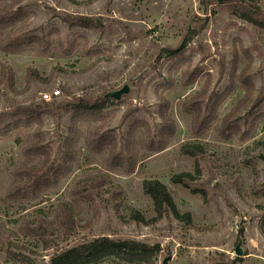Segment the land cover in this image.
<instances>
[{"label":"rangeland","instance_id":"obj_1","mask_svg":"<svg viewBox=\"0 0 264 264\" xmlns=\"http://www.w3.org/2000/svg\"><path fill=\"white\" fill-rule=\"evenodd\" d=\"M252 1L264 12V0ZM1 15H17L14 34L43 37L47 50L39 55L0 50V78L2 67L12 74L10 81L0 79V128L26 119L31 112L22 109L42 103L40 92L58 89L47 103H72L126 84L128 93L109 98L102 108L108 132L120 142L135 119L156 130L161 95L175 133L159 153L139 150L133 173L92 191L94 207L75 198L78 226L67 240L60 232L41 238L20 228L25 211L5 192L11 169L22 159L26 128L0 135V264H47L57 247L102 235L158 243L152 264L167 256L168 264H264V30L214 0H0ZM79 17L90 25L77 24ZM28 68L40 79L26 86ZM162 83L169 85L163 89ZM193 94L205 122L195 123L201 152L189 156L179 147L194 137L192 112L184 105ZM58 113L40 116L42 142L55 161L72 111ZM76 158L78 168L59 192L36 207L47 211L57 198L71 199L64 186L89 169L86 159L99 164L82 141ZM180 172L191 175L185 185L170 180ZM145 178L165 184L189 220L171 214L155 222L130 219L132 209L145 221L154 215L141 187ZM115 185L120 192L111 197L107 191ZM237 243L241 255L235 254Z\"/></svg>","mask_w":264,"mask_h":264},{"label":"trees","instance_id":"obj_2","mask_svg":"<svg viewBox=\"0 0 264 264\" xmlns=\"http://www.w3.org/2000/svg\"><path fill=\"white\" fill-rule=\"evenodd\" d=\"M214 2L233 7L238 17L264 30V12L252 0H214ZM16 17L17 15L0 16V50L11 54L30 51L39 55L45 52L47 50L45 38L37 35L19 37L14 34ZM77 24L90 25L88 19L82 17L77 18ZM175 53L176 49L170 52L171 55ZM0 79L10 81L12 74L2 67ZM33 79H40L38 72L33 68L26 69V86ZM165 85L168 86L169 83H162L161 88H167ZM194 94L184 103L185 108L192 112L191 127L194 137L183 142L179 147L181 153L189 156L201 152L199 143L195 142V123L205 122V117L198 112L199 107ZM158 96L160 98L157 110L160 119L158 128L154 130L145 120L135 119L126 128L120 142L106 128L102 108L109 97L104 94L91 101L81 98L75 99L72 103L43 101L34 108L22 109L31 112L26 119H19L1 127V136L9 134L13 129H19L20 126L26 128L27 139L20 148L22 159L11 169V181L5 192L7 199L16 201L19 210L25 211L20 228L41 238L60 232L63 240L69 239L78 226L74 217V207L77 205L75 198H86L92 204L93 198L90 196L92 191L97 192L118 175L125 176L134 172L140 161L139 150L150 154L163 151L175 133V124L167 112V102L163 101L161 95ZM215 108L216 102L211 105L210 114L215 112ZM58 110L64 112L70 110L72 113L61 143L60 160L55 161L51 159L49 150L42 142L40 116L42 113L59 114ZM18 133L17 131L16 134ZM81 141L89 154L98 158V166L90 159H86L89 169L83 171L71 185L63 188L72 195L71 199L57 198L47 211L36 207L50 200L51 195H56L63 187L64 181L78 168L76 157L78 144ZM190 177L189 173L180 172L172 175L170 180L185 185ZM141 187L152 201L154 215L149 221H145L137 210L132 209L129 213L130 219L142 223L155 222L164 215L171 214L178 220H189L187 213H179L169 190L161 181L156 178H145ZM107 192L109 196L114 197L118 195L120 188L115 185L109 187ZM31 207L35 208L30 215L28 209ZM159 250L158 243L149 244L135 239L102 235L57 247L49 256L47 264H100L108 259L121 263L152 264V257Z\"/></svg>","mask_w":264,"mask_h":264},{"label":"water","instance_id":"obj_3","mask_svg":"<svg viewBox=\"0 0 264 264\" xmlns=\"http://www.w3.org/2000/svg\"><path fill=\"white\" fill-rule=\"evenodd\" d=\"M128 91H129L128 85L124 84L119 89L106 92L104 94V96L109 97V98L119 99L121 97V95L128 93ZM235 254L236 255L242 254L241 250L239 249V243H237V245L235 247ZM168 259H169V256L164 257V259L162 260V264H168L167 263Z\"/></svg>","mask_w":264,"mask_h":264},{"label":"built area","instance_id":"obj_4","mask_svg":"<svg viewBox=\"0 0 264 264\" xmlns=\"http://www.w3.org/2000/svg\"><path fill=\"white\" fill-rule=\"evenodd\" d=\"M59 94H60V91L58 89H56V90H50V91H47V92H40L39 93V99L41 101L48 102L52 98L57 97Z\"/></svg>","mask_w":264,"mask_h":264}]
</instances>
